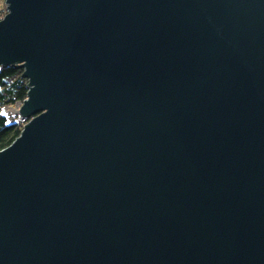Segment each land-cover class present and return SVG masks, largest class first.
I'll use <instances>...</instances> for the list:
<instances>
[{
    "label": "water",
    "instance_id": "1",
    "mask_svg": "<svg viewBox=\"0 0 264 264\" xmlns=\"http://www.w3.org/2000/svg\"><path fill=\"white\" fill-rule=\"evenodd\" d=\"M5 3L0 264H264V0Z\"/></svg>",
    "mask_w": 264,
    "mask_h": 264
},
{
    "label": "trees",
    "instance_id": "2",
    "mask_svg": "<svg viewBox=\"0 0 264 264\" xmlns=\"http://www.w3.org/2000/svg\"><path fill=\"white\" fill-rule=\"evenodd\" d=\"M7 13L4 12V17ZM23 68L0 65V152L12 145L21 134L19 115L10 111L27 100L29 81L23 77ZM28 120V119H27Z\"/></svg>",
    "mask_w": 264,
    "mask_h": 264
},
{
    "label": "rangeland",
    "instance_id": "3",
    "mask_svg": "<svg viewBox=\"0 0 264 264\" xmlns=\"http://www.w3.org/2000/svg\"><path fill=\"white\" fill-rule=\"evenodd\" d=\"M6 3L5 0H0V20L4 18V12H6ZM17 107L13 106L10 108V111H12L13 113H17ZM29 121V120H28Z\"/></svg>",
    "mask_w": 264,
    "mask_h": 264
},
{
    "label": "built area",
    "instance_id": "4",
    "mask_svg": "<svg viewBox=\"0 0 264 264\" xmlns=\"http://www.w3.org/2000/svg\"><path fill=\"white\" fill-rule=\"evenodd\" d=\"M22 105V104H21ZM17 108V114L19 113V108L21 107V106H16ZM19 120V124H20V127H21V133H22V129H23V127L25 126V125H27L28 123H29V121L27 120V119H25V118H19L18 119Z\"/></svg>",
    "mask_w": 264,
    "mask_h": 264
}]
</instances>
